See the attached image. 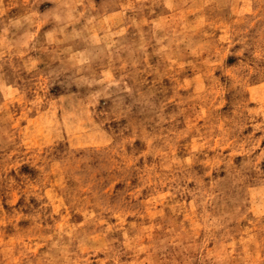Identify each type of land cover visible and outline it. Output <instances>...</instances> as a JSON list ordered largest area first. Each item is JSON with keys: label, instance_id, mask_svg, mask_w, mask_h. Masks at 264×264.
<instances>
[{"label": "clouds", "instance_id": "9594fccd", "mask_svg": "<svg viewBox=\"0 0 264 264\" xmlns=\"http://www.w3.org/2000/svg\"><path fill=\"white\" fill-rule=\"evenodd\" d=\"M43 2L0 0V264H264V149L237 138L257 116L264 132V0ZM5 65L31 79L8 84ZM165 186L174 211L151 239L125 228L129 191Z\"/></svg>", "mask_w": 264, "mask_h": 264}, {"label": "rangeland", "instance_id": "374dc122", "mask_svg": "<svg viewBox=\"0 0 264 264\" xmlns=\"http://www.w3.org/2000/svg\"><path fill=\"white\" fill-rule=\"evenodd\" d=\"M97 2L99 3V0H97ZM53 7V4L51 3V0H44L43 3H40L38 5H33L34 10L36 11L37 14L43 16L44 14L47 13V11L49 9H51ZM9 16H14V17H18L20 15L25 14V9L22 6H13L10 10V12L8 13ZM40 33H45V32H49L51 31V25L48 23H44L41 25H38ZM222 40H226L227 39V33L226 31L223 32L221 34L220 37ZM238 57L236 56H227L226 57V62L228 64V70L230 71L232 69V67L238 62ZM17 64L20 63L19 60L15 61ZM39 67L43 68L44 65L41 64L39 65ZM4 75L7 79V83L8 84H16L19 85L21 87L24 86L26 81H29L31 79V73L25 70H21L18 75L20 77V79H17L16 75H14L11 70L8 68L7 65H5L4 68ZM217 76H219V72L216 73ZM104 76L106 79H111L112 78V74L111 73H104ZM148 80H152L153 77L151 75H149ZM253 83H251L249 85V92L245 93L244 95L247 97L248 99V107L249 109L255 111L258 108V101L255 98V89L257 87V85L259 84V80L258 78H254ZM187 78H185V83H187ZM173 85H174V81L170 80L167 76H165L161 82H160V87L167 89L168 90V95H169V99L171 100V94L173 89ZM264 86V85H262ZM33 87H35V85H33ZM56 89L53 87L51 89H49V92H55ZM29 95L31 96V93H29ZM100 104H103V100L100 101ZM172 105L170 104L169 109L171 110ZM225 106L221 105V108L223 109ZM17 115L20 114V109L19 107H17L16 109ZM32 118V117H30ZM261 120V117L257 116L254 120H247L244 121L245 123H247V127L243 129L242 132H240L238 134V139L239 140H243L249 136H251L252 140H259V145L260 147L256 149L255 153L253 155L255 156H259L261 149H264V140H261L260 137L262 135H264V132L255 129L254 125L259 124ZM22 123H27V121H23ZM201 123H203V121H201ZM137 146H139L140 142L137 141L136 142ZM221 152H223V154L225 156H232L231 161L229 162L230 164L233 165H237L239 166V164L242 162V157L240 154L238 153H232L230 148L228 146H224L221 149ZM261 165H264V161H260ZM24 171L26 172L27 166H22ZM221 168H224L225 165L221 164L220 165ZM212 173H210L211 175ZM221 175L223 176L224 173H221ZM256 173L253 171L251 173L252 177H255ZM249 183L255 187L256 186V181L254 179L250 180ZM131 184H136L135 180L131 181ZM114 189L116 190H120L121 192H123L124 190V186L121 185L119 182L113 186ZM252 193L249 194V198H252ZM125 200H130L131 204L130 207L132 209V211H136L137 209L140 212L139 216H134L132 214H129L125 217H123L121 219V223L125 226V228L129 227V226H136L139 225V228L142 232L146 233V237L147 239H151V235L153 232H156L159 230V228L161 227V225L157 222L161 219H163L166 216H169L173 213L174 209L173 206L167 203L168 200V188L167 186L164 187L163 191H158L155 194H153L149 189L147 188H139L137 189V194L133 195L132 191H129V194L127 196L124 197ZM21 201H17V204H19ZM115 202V201H114ZM182 203L188 204L189 206L191 205V201H182ZM6 209H7V205H5ZM54 210H58V209H54ZM74 219H77L74 217ZM116 217H113L110 221L109 224H115L116 223ZM83 217H79L78 218V222H82ZM176 222H186V223H191V219L188 215L187 212L183 213L182 215L178 216L176 219ZM127 235V233H123V235L117 233L113 235V238H120L123 239V236ZM212 245L209 244V248H211ZM147 245L141 244L139 251L141 253V258L143 259V253L146 250ZM97 257H99L101 260L103 259V253H97L96 254ZM94 259V258H93ZM121 259H125V257H122Z\"/></svg>", "mask_w": 264, "mask_h": 264}]
</instances>
